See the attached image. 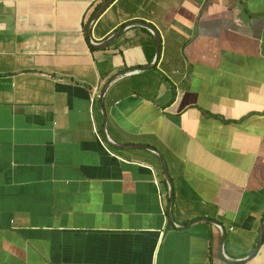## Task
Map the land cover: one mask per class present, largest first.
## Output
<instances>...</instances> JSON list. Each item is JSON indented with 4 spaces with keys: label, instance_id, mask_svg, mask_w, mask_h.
<instances>
[{
    "label": "crops",
    "instance_id": "1",
    "mask_svg": "<svg viewBox=\"0 0 264 264\" xmlns=\"http://www.w3.org/2000/svg\"><path fill=\"white\" fill-rule=\"evenodd\" d=\"M103 1L0 0V264H264V0Z\"/></svg>",
    "mask_w": 264,
    "mask_h": 264
},
{
    "label": "water",
    "instance_id": "2",
    "mask_svg": "<svg viewBox=\"0 0 264 264\" xmlns=\"http://www.w3.org/2000/svg\"><path fill=\"white\" fill-rule=\"evenodd\" d=\"M114 0H107L99 9L98 11L96 12V14L91 18V20L87 23V26H86V29H85V34H86V37L87 39L89 40L91 46L95 49H104L106 47H108L112 42H114L117 38H119L126 29H128L129 27L131 26H140V27H144L148 30H150L155 39H156V42H157V56H156V61L154 63L153 66H149L147 68H144L146 70H149L153 67H155L157 65V61L159 60L160 58V53H161V40H160V36L158 34V32L150 25L146 24V23H142V22H135V23H131V24H128L126 25L125 27L121 28L120 30H118L117 32H115L114 34H112L107 40H105L104 42L100 43V44H96L92 41L91 39V30H92V26L94 24V22L98 19V17L104 12V10L111 4L113 3ZM124 74L126 73H119L117 75H115L105 86L103 92H102V96L100 98V107H101V110H102V116H103V134H105L106 132V129H105V126H106V112H105V108H104V94L106 92V90L108 89L109 85L116 79H118L119 77L123 76ZM110 144V143H109ZM116 148H120V149H124V148H128V146H122V145H117V144H113ZM130 147H137V148H142V149H146V150H151L153 151L157 157L159 158L160 162H161V165H162V168H163V172H164V175H165V179L168 183V186H169V205H168V209H167V213H168V217H169V221L171 224H173V218H172V207H173V202H174V197H175V193H174V186H173V182H172V179L170 177V174H169V170H168V166L166 164V161L164 159V157L162 156V154L160 152H158L157 150H155L154 148H151V147H148V146H143V145H138V146H130ZM198 221H205L207 223H211L213 225H218L220 226L221 228V232H222V238H223V241H224V238L226 236V231L225 229L216 221H210L208 219H201V220H198ZM196 223V222H194ZM189 227V225L187 226ZM179 229H184L185 227H178ZM263 235H264V222L262 224V227H261V230H260V237H259V240H258V244L254 250V252L251 254V258L254 256L255 253H257L258 251V248L260 247L262 241H263Z\"/></svg>",
    "mask_w": 264,
    "mask_h": 264
},
{
    "label": "trees",
    "instance_id": "3",
    "mask_svg": "<svg viewBox=\"0 0 264 264\" xmlns=\"http://www.w3.org/2000/svg\"><path fill=\"white\" fill-rule=\"evenodd\" d=\"M107 0H104L102 3L96 5V7L94 8L92 14L90 15L88 21L93 17V15L97 12V10L100 8V6ZM86 28V25L84 26V29ZM92 50H94V48L92 47Z\"/></svg>",
    "mask_w": 264,
    "mask_h": 264
},
{
    "label": "built area",
    "instance_id": "4",
    "mask_svg": "<svg viewBox=\"0 0 264 264\" xmlns=\"http://www.w3.org/2000/svg\"><path fill=\"white\" fill-rule=\"evenodd\" d=\"M96 98L100 99L101 98V95L100 94H97ZM95 132H96L97 136L99 137V139H101L100 138V132H99V130L96 127H95Z\"/></svg>",
    "mask_w": 264,
    "mask_h": 264
}]
</instances>
